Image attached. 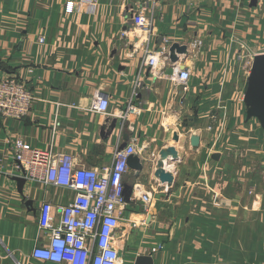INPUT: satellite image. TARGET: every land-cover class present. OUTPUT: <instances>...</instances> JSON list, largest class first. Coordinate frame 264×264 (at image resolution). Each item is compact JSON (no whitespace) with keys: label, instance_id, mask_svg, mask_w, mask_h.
I'll use <instances>...</instances> for the list:
<instances>
[{"label":"crops","instance_id":"0c3cea01","mask_svg":"<svg viewBox=\"0 0 264 264\" xmlns=\"http://www.w3.org/2000/svg\"><path fill=\"white\" fill-rule=\"evenodd\" d=\"M135 1L95 0L80 9V0H0V78L16 75L37 97L22 119L0 116V264H52L32 255L49 240L38 224L40 208L46 201L64 205L72 196L39 183L20 187L15 177L23 174L11 153L18 138L68 151L88 168L112 163L126 132L138 139L145 167L137 175L130 169L125 184L138 185L134 197L140 186L151 192L153 201L148 211L137 201L127 207L119 239L123 264H136L141 256L151 259L146 264H181L194 224L206 216L197 207L209 187L217 196L230 189L234 199L248 185L264 205V128L258 118H248L244 99L252 57L264 53V0H158L150 46L188 45V54L179 56L192 77L184 90L169 77L170 66L157 77L145 70L140 113L122 129L119 114L140 73L147 37L132 31L128 7ZM68 2L75 3L74 11H66ZM126 30L131 31L123 36ZM97 90L110 95L108 117L89 110ZM193 133L201 136L198 148L190 145ZM169 147L178 153L177 161L163 160V169L174 176L171 184L155 177L160 152ZM239 152L238 168L232 159ZM252 201L247 264H264V226L250 228L257 216ZM224 214L217 211L216 219Z\"/></svg>","mask_w":264,"mask_h":264},{"label":"built area","instance_id":"2783aa9c","mask_svg":"<svg viewBox=\"0 0 264 264\" xmlns=\"http://www.w3.org/2000/svg\"><path fill=\"white\" fill-rule=\"evenodd\" d=\"M94 5L95 0H80L78 3L80 9ZM157 6L158 0H136L128 7L134 25L132 31L139 38L142 33L147 37L140 73L134 79L128 103L119 114L122 129L127 128L130 119L140 113L137 99L145 87L142 76L145 70L149 69L157 77L161 75L163 68L170 66L169 77L184 90H188L192 77L189 67H183L181 61H171V45L167 44L159 49L150 46L154 10ZM74 10L75 3L68 2L66 11ZM129 31H124L122 35L127 36ZM40 41L45 42V38L41 37ZM255 56L252 57V63ZM36 99L31 86L16 75L0 78L1 117L22 119L31 112ZM89 110L95 114L110 116V95L97 90ZM11 153L26 182L65 188L72 193L70 200L64 205L56 206L48 201L42 204L38 224L48 234L49 240L34 248L32 255L35 259L52 264H123L124 246L119 245V239L122 237L120 228L127 207L132 201H137L148 211L153 201L151 192L142 190L141 186L139 195L132 196L130 202H126L124 197L125 177L130 172L128 159L139 153L137 138H130L125 149L116 151L112 163L99 168L80 166L75 156L68 151L38 148L21 138L13 141ZM136 186L138 185L134 184L133 187ZM141 223L145 224L146 221ZM130 227H137V223L132 222Z\"/></svg>","mask_w":264,"mask_h":264},{"label":"rangeland","instance_id":"374dc122","mask_svg":"<svg viewBox=\"0 0 264 264\" xmlns=\"http://www.w3.org/2000/svg\"><path fill=\"white\" fill-rule=\"evenodd\" d=\"M242 157L243 155L239 152L232 159L238 168L242 166ZM257 163L255 167L258 166ZM209 177L211 178L210 175ZM207 190L201 198L202 204L197 207V210L203 211L206 216L194 224L196 233L190 237L191 239L188 238L187 251L182 253L179 262L181 261V264H247V213L251 214L250 207L253 206V201L250 203L249 200L252 198L255 200L254 211L257 213L255 224H251L250 221V228L264 226L263 221L260 220L264 205L261 204L258 196H253V190L248 185L240 186L237 197L234 199L229 198L230 189L226 190L224 196L222 194L217 196L215 190L210 187ZM261 194L264 195L263 192ZM219 210L225 213L224 219H216V213ZM230 214H235L233 220L230 217V219L227 218ZM236 218L238 219L235 220ZM123 224L126 222L123 221Z\"/></svg>","mask_w":264,"mask_h":264},{"label":"water","instance_id":"95a60500","mask_svg":"<svg viewBox=\"0 0 264 264\" xmlns=\"http://www.w3.org/2000/svg\"><path fill=\"white\" fill-rule=\"evenodd\" d=\"M257 0H254V4ZM170 59L172 62L180 61L179 54H188V45L180 44L174 42L171 44L170 48ZM244 99L247 105V115L248 118L256 117L258 118L264 128V53L257 54L252 63V67L247 79V86L244 95ZM117 124V119L111 121L110 128L114 129ZM131 138V133L126 132L123 136V142L118 148V151H121L126 148ZM175 139L179 141L178 134L175 135ZM190 145L193 148H198L201 143V136L198 133H193L190 138ZM177 150L175 147H169L160 152V159L157 163V171L155 172V177L160 180L162 183H173L174 176L172 173L165 171L163 169V160L171 159L172 161L178 160ZM214 159H219L220 154L215 153L212 156ZM128 166L130 169L136 171V175L143 171L145 163L138 155H131L128 159ZM20 183V187L23 186L26 182V179L23 177H15ZM134 187L129 184H125L124 187V197L126 202H130L133 195ZM151 259L146 256H141L137 259L136 264H146L150 263Z\"/></svg>","mask_w":264,"mask_h":264},{"label":"bare ground","instance_id":"6f19581e","mask_svg":"<svg viewBox=\"0 0 264 264\" xmlns=\"http://www.w3.org/2000/svg\"><path fill=\"white\" fill-rule=\"evenodd\" d=\"M165 165V164H164ZM164 168V167H163Z\"/></svg>","mask_w":264,"mask_h":264}]
</instances>
